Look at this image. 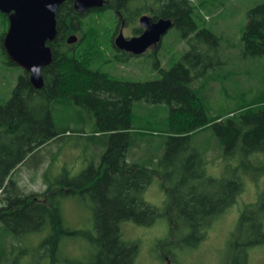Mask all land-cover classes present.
<instances>
[{"label":"trees","instance_id":"16d2710c","mask_svg":"<svg viewBox=\"0 0 264 264\" xmlns=\"http://www.w3.org/2000/svg\"><path fill=\"white\" fill-rule=\"evenodd\" d=\"M204 2L104 0L101 8L88 11L115 13L117 27L109 42L115 49L116 58L137 56L119 50L113 36L120 30L121 21L134 23L146 11L154 20L171 19L172 26L180 29L183 39L191 41L196 37L198 45H191L168 69L160 66L157 53L160 40L153 52L160 78L147 81L117 79L93 68V62L102 58V50L96 29L83 28V16L88 12H77L71 0L58 7L55 14L57 34L48 43L52 62L42 68L43 87L34 88L29 74L23 70L10 98L0 104V232L17 237L47 228L48 233L39 248L50 258V264L58 261L62 240L75 237L88 240L93 252L87 260L70 261V264H133L138 247L122 238L119 227L122 220L151 225L165 214L168 242L177 239L180 246L195 247L205 238L212 222L235 202L242 190V181L235 176L229 179L207 176L205 160L191 145L192 137L200 130L211 128L226 154L263 155L264 100H253L226 113L209 114L200 89L193 84L202 69L205 71L208 66L206 59L210 52H217L219 40L210 29L199 26L194 18ZM0 15L7 27V15L1 12ZM141 32V27L134 29L135 34ZM71 34L79 36L74 44L66 42ZM241 38L244 56L264 55V1L248 10ZM207 39L213 43L209 48L204 44ZM2 49L4 51L3 46ZM6 63L16 65L9 59ZM136 101L157 106L167 115L137 129L133 116ZM55 107L69 111L67 119L64 112V119L76 122V126H58L63 121L61 116L59 123L55 120ZM81 109L86 112L84 117L80 114ZM83 122L92 124L90 134L79 128ZM146 130L159 133L164 149L162 156L158 154L160 147L155 154L156 146L148 150V141L143 144L139 141L145 137ZM66 137L96 141L98 146L94 148H102L98 153L99 162H95V166L90 163L88 168L75 175L63 171L61 177L45 182L46 187L41 192H24L14 178L17 168L43 146ZM141 146H145L144 159L151 157L152 160V156H156L155 165L150 161H128L130 154ZM93 155L96 159L97 154ZM90 159L95 160L92 156ZM242 165L254 167L248 160H243ZM256 168L264 173V164ZM155 178L162 181L166 194L163 212L142 198L144 189ZM74 194L86 195L92 200L93 232L72 229L64 224L61 199ZM182 230L186 233L178 238ZM262 244L264 191L240 212L227 242L224 264H247L249 249ZM7 254L0 242V264H18L14 259L7 261Z\"/></svg>","mask_w":264,"mask_h":264},{"label":"rangeland","instance_id":"374dc122","mask_svg":"<svg viewBox=\"0 0 264 264\" xmlns=\"http://www.w3.org/2000/svg\"><path fill=\"white\" fill-rule=\"evenodd\" d=\"M263 1L205 0V5L194 14L199 26L210 29L219 38L216 45L217 52H210L209 59H206L208 66L205 71L202 69L201 74L195 78L193 83L200 89L199 94L210 115L238 109L253 100H264V55L244 56L241 38L248 10ZM88 11L90 10L86 12ZM90 12L83 16V28L94 27L96 29L102 50V58L93 62V68L127 81H147L160 78V72L155 67L154 45L142 55L127 57L121 55L118 57L119 60L115 56V49L109 42L111 33L117 27L115 13L107 10ZM142 14L151 15L148 11ZM139 16L134 23H128L125 19L121 21L118 25L120 30L117 31H121L125 37L139 35L134 33L135 28L141 27L138 22ZM7 27L0 15V104L10 98L17 83V77L23 71L18 65L6 63L8 58L1 46V36L3 32H6ZM77 37L79 39L78 35ZM195 38L194 36L191 41L183 39L180 29L172 26L161 38L157 51L160 66L165 69L170 68L181 58L183 52L190 49L191 45H198V40ZM207 40L204 44L206 48H209L213 43L210 39ZM262 104L264 106V101ZM64 112L65 119H67L69 111H63L60 107L54 109L55 120L59 123L58 118L61 116L63 121L58 126L69 124L70 127H75L76 122L64 119ZM80 114L84 117L85 110L81 109ZM166 115L164 110L144 101H136L133 105V116L137 129L144 127L147 122L154 123L158 117ZM79 128L90 134L92 124L83 122ZM158 134L146 130L145 137L139 141L143 144L147 140L149 144L146 149L152 150L155 146L163 144ZM191 145L202 154L205 160L204 171L207 176L223 179L235 176L242 181V190L236 196L235 202L212 222L205 238L195 247L185 244L180 246L177 239L171 243L167 241L168 220L165 214L160 215L151 225L138 224L131 220L120 221L122 238L136 243L138 247L133 264H224L227 242L240 212L246 204L255 202L264 191V173L256 168L259 164H264V154L253 153L245 157L241 152L226 154L218 145L211 128L194 133ZM97 146L96 141L86 142L84 138L66 137L60 142L52 141L20 165L14 173V178L24 192H41L46 187L45 182L61 177L65 170L70 171V175H75L88 168L90 163L95 166L99 162L98 153L102 150L101 146L94 148ZM144 147L136 149V154H143ZM153 151L157 152L156 149ZM94 153L97 154L96 159ZM163 153L164 149L159 148L158 154L162 156ZM91 156L93 160L95 159L94 161H91ZM39 160L41 162L38 164ZM243 160H248L254 167H244ZM1 194L0 190V196ZM142 198L163 212L166 194L162 189V181L155 178L144 189ZM92 204V200L86 195L74 194L62 197L61 208L64 224L72 229L93 232ZM47 233V228L38 232L17 235V237H14L12 233L0 232V242L4 244L8 253L7 261L14 259L18 264H50V258L45 257L39 248V243ZM185 233L186 231L182 230L178 238L184 236ZM92 252L93 248L88 240L81 237L64 238L58 261L54 264L85 261ZM247 264H264V244L249 249Z\"/></svg>","mask_w":264,"mask_h":264},{"label":"water","instance_id":"95a60500","mask_svg":"<svg viewBox=\"0 0 264 264\" xmlns=\"http://www.w3.org/2000/svg\"><path fill=\"white\" fill-rule=\"evenodd\" d=\"M68 0H0V12L7 15L8 27L2 46L8 59L29 74L31 85L40 89L44 85L42 68L52 62V51L48 44L57 34L55 14L58 7ZM77 12L101 8L104 0H71ZM142 32L125 37L121 31L114 39L115 46L133 55L143 54L156 45L172 27L169 18L154 20L142 14L138 19ZM78 37L71 34L68 44L75 43Z\"/></svg>","mask_w":264,"mask_h":264},{"label":"crops","instance_id":"0c3cea01","mask_svg":"<svg viewBox=\"0 0 264 264\" xmlns=\"http://www.w3.org/2000/svg\"><path fill=\"white\" fill-rule=\"evenodd\" d=\"M162 148L161 147V145L160 146H158V147H156V150L158 149V148ZM140 152H142V151H140ZM155 154H157V152H155ZM142 155H146V154H142V153H139V154H136V151H133L131 154H130V156L128 157V161H130V162H146V163H148L149 161H150V163L152 164V165H155V159H156V156H152V160H151V157H150V159H149V157L148 158H143V156Z\"/></svg>","mask_w":264,"mask_h":264},{"label":"flooded vegetation","instance_id":"af4514ba","mask_svg":"<svg viewBox=\"0 0 264 264\" xmlns=\"http://www.w3.org/2000/svg\"><path fill=\"white\" fill-rule=\"evenodd\" d=\"M140 34V33H139ZM155 46V45H154Z\"/></svg>","mask_w":264,"mask_h":264}]
</instances>
